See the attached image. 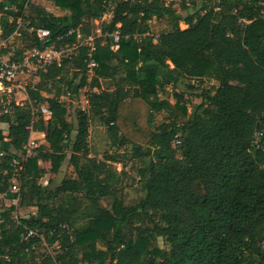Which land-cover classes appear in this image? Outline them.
Returning a JSON list of instances; mask_svg holds the SVG:
<instances>
[{"label": "trees", "instance_id": "1", "mask_svg": "<svg viewBox=\"0 0 264 264\" xmlns=\"http://www.w3.org/2000/svg\"><path fill=\"white\" fill-rule=\"evenodd\" d=\"M50 1L63 15L34 0H0L1 36L19 19L32 30L26 45L1 55L76 46L38 70L26 103L13 100L0 117V264H264V0ZM188 1L194 11L184 16L176 5L191 10ZM153 19L172 29L155 37ZM39 28L51 37L40 41ZM186 79L217 85L195 95L202 101L192 110L183 91L175 103L161 97ZM84 89L88 107L74 123L66 96ZM160 113L167 120L157 124ZM92 122L115 148L102 159L89 144ZM32 131L45 133V144L25 159ZM127 159L140 163L142 184L129 203L113 165ZM67 160L72 176L53 188L40 182L41 162L57 174ZM13 180L18 205L2 207L18 197Z\"/></svg>", "mask_w": 264, "mask_h": 264}, {"label": "rangeland", "instance_id": "2", "mask_svg": "<svg viewBox=\"0 0 264 264\" xmlns=\"http://www.w3.org/2000/svg\"><path fill=\"white\" fill-rule=\"evenodd\" d=\"M36 4H39L40 6L44 7L48 11L54 13L55 15H63L62 10H60L58 7L55 6L53 1L50 0H34ZM198 7H202L204 5L206 0H195ZM189 2V1H188ZM190 2L188 5L190 6ZM177 9L181 12L182 15L187 16L188 13H192L194 11V7L191 4V10H182L180 7V4L178 3L176 5ZM110 14H106L105 17L102 20H109ZM101 21H96V26L99 25ZM180 26L182 29H185L188 27V25L185 22H181ZM172 29L171 23L167 20H160V19H153L151 23V34L155 37H159L162 33L168 32ZM97 35L100 34V30L95 31ZM19 45H26V41H19L17 42ZM74 49H67L62 55H69L70 53L75 52ZM64 56V57H65ZM10 55L8 56V58ZM36 62L35 59H32V63ZM37 70L35 68L26 69L24 73L21 75V79H26L28 81H32L33 84L38 83L39 79L37 76ZM191 85V89L189 86ZM212 85H217V82L215 80H208L202 82V80L199 79H186L184 82H179V86L175 87L173 83L169 84L166 87V93H161V97H165L170 99L173 103H175V93H179L180 91L185 92V98L188 99V106L190 110H192L193 106L201 103L202 99L197 98L195 95L202 93L205 89H209ZM87 90L84 89L81 91L80 95L77 97H70L67 95V101L70 106V113H69V120L76 123L77 118V111L80 108H87L88 107V98H87ZM15 97L17 101L23 103H26V96L23 93L15 92ZM26 98V99H25ZM167 120V114L166 113H160L157 115L156 123L159 124L162 121ZM1 127L5 130H7L6 125H1ZM33 137L36 138L39 145L45 144V133L35 132L33 134ZM89 144L93 151V153H97L99 158H103L104 154L106 152L114 153L115 148L112 146V140L109 139L107 128L100 123L92 122V125L90 127V137H89ZM119 152H123L122 150ZM42 167L45 168V174L43 178L40 180V182L43 185H50V187H56L59 185L64 178L67 176H72L74 174L73 168L69 166V160L65 162L63 167L61 168L60 172L55 174L50 171L51 166L49 163L41 162ZM115 169L118 171V173H121L124 178V188H125V194H126V202H136L141 196V180L138 174V167L140 166V163L138 161H131V160H125L123 163H113ZM13 201H10L9 199L3 198V201L1 203L2 207H9L13 205ZM105 204L108 205L107 201ZM35 209L33 208H19V214L22 216H28L31 213H33ZM159 245L161 247H165V243L163 239L159 240ZM55 247H52L51 250L55 251Z\"/></svg>", "mask_w": 264, "mask_h": 264}, {"label": "built area", "instance_id": "3", "mask_svg": "<svg viewBox=\"0 0 264 264\" xmlns=\"http://www.w3.org/2000/svg\"><path fill=\"white\" fill-rule=\"evenodd\" d=\"M25 31L32 32L31 29L27 28V25L24 23V21L19 19L15 31L9 37L5 38L0 34V53L4 49H11L13 51L18 45L17 42L23 41V33ZM70 33H72V31ZM36 34L40 41H46L49 37H51L50 30L46 28L37 29ZM119 41L120 36L118 33H115V45L112 46L114 50L119 48ZM85 42L91 47L92 50L94 49V37H89ZM74 48H76L75 45L73 48L68 46L56 48L55 44L49 45L42 49L33 47L31 49H26L23 52L22 60H11L8 58L9 55L0 54V117L10 112L12 107L11 103L13 100L17 101L15 92L23 93L28 99V87L33 85V83L32 81L21 79V75L27 68H35L37 71L40 69L44 70L53 61L59 62L65 50ZM10 55H13V52H10ZM32 59H35L36 62L32 63ZM96 65L97 63L95 60L91 59L89 62V68L91 72L93 71L94 67H96ZM4 95L7 97L6 99L3 98ZM39 111L43 114L45 120H49L51 118L52 112L49 110L47 105H41ZM33 134H35L34 131H32L29 141L23 148L25 159L35 156V150L40 146L36 138L33 137ZM1 155L2 154H0V156ZM15 163H18V161H15ZM21 169H23L22 166H20V170ZM20 191L21 186L19 182L17 180H13L11 192L18 195V197L13 200L15 205H18ZM32 235H35V232L29 231L27 236Z\"/></svg>", "mask_w": 264, "mask_h": 264}, {"label": "crops", "instance_id": "4", "mask_svg": "<svg viewBox=\"0 0 264 264\" xmlns=\"http://www.w3.org/2000/svg\"><path fill=\"white\" fill-rule=\"evenodd\" d=\"M105 87H108L106 84L104 85Z\"/></svg>", "mask_w": 264, "mask_h": 264}]
</instances>
